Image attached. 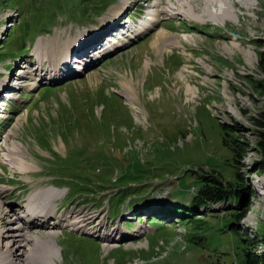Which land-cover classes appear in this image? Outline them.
<instances>
[{
	"label": "rangeland",
	"instance_id": "374dc122",
	"mask_svg": "<svg viewBox=\"0 0 264 264\" xmlns=\"http://www.w3.org/2000/svg\"><path fill=\"white\" fill-rule=\"evenodd\" d=\"M200 1L192 6L203 8ZM160 2L0 0V84L10 83L16 97L0 110V190L5 192L0 208L11 201L8 197L22 203L41 184L39 190L63 195L61 212L80 210L88 218L97 213L103 219L99 234L115 226L124 237L105 252V239L64 227L55 237L59 264H245L241 235L256 242L257 253L263 251L264 155L257 121L264 112V0L211 5L215 14L228 9V20L218 26L213 19L203 25V19L196 18L197 23L165 14L171 2ZM119 15L127 18L120 19L124 26L110 28L101 44L114 50L93 61L96 53L88 46L78 52L88 36L98 34L99 42L101 24L111 25ZM160 33L194 38L183 42L186 50L158 54L152 44ZM90 39L95 37L86 42ZM43 43L47 57H58L60 66L71 52L70 68L76 59L91 63L74 69L75 75L52 79L45 78L46 70L42 77L30 76L33 70L22 75L16 69L27 65L24 61ZM233 44L239 48L225 50ZM49 65L44 63L47 70ZM12 74L22 83L9 82ZM124 91L136 99L131 104L138 113ZM98 106L104 107L102 113L95 112ZM235 139L244 149L239 162L231 148ZM15 145L25 150L34 170L30 175L11 169L3 158ZM237 171L253 190L237 222L240 236L230 229L237 201L196 210L191 203L202 176L216 172L235 182Z\"/></svg>",
	"mask_w": 264,
	"mask_h": 264
},
{
	"label": "bare ground",
	"instance_id": "6f19581e",
	"mask_svg": "<svg viewBox=\"0 0 264 264\" xmlns=\"http://www.w3.org/2000/svg\"><path fill=\"white\" fill-rule=\"evenodd\" d=\"M164 1L165 0H161L160 3L163 5ZM219 1L222 2L223 4L226 3V0H201L200 2L203 4L204 7L202 6L203 8L198 9L192 6L194 0H191V3L189 4L183 3L178 0L175 2L174 0H172V2L169 0V2L173 3V5L171 3H169V5L167 4V7L164 8L162 12L172 16H183L185 17L186 20L190 22L195 21L197 23L198 22L200 23V21H197L196 18L200 20L203 19V22H201V24L203 25L205 23L204 19L208 18V21H211L209 19H213L214 24L218 26L221 21L226 22L228 20V17H226L228 15V11H227L228 9H222L221 13L215 14L209 8L211 7V5L213 6ZM197 13L200 15L199 18L194 15ZM121 16L122 15H119L118 20L114 21L115 22V23L113 22L114 24L112 23L113 25L108 24L107 26H102L101 24L100 27H103L101 30V32H103L101 33L103 38L100 37L98 39L99 42H97L96 39L98 34L94 36L86 37L84 44L81 45L82 48L79 49L78 52L81 51L84 46L85 47L88 46L87 48H89L91 51L94 50V52L96 53L95 55H93V57L89 55V57L91 56V59L93 61L94 59L101 57L103 53H106L108 51L110 52V48H113L114 50L115 48L113 47L114 45H110L109 49H106L105 47H102L101 44L103 43L106 33L110 30V28L114 29L119 26L121 27L124 26L123 25L124 22L120 21ZM124 19L126 20V18H122L121 20L124 21ZM92 37H95V39L93 40L90 39L88 42H86L89 38ZM193 38H194L193 36L189 35L187 37L185 36L181 40L177 38L170 39L169 36L166 35V33H160L158 34V40H156L155 43L152 42L153 43L152 46L154 50L156 49L158 51L157 52L158 54H163L165 51H168L171 48H182L186 50V46L183 44V42L190 43L191 41H193ZM124 41L122 43H124ZM81 46L78 45L75 48ZM118 46H120L119 43L116 44V47ZM45 47L46 45H44L43 43L42 48H38L37 50H35V53H39V55H37L38 58L35 57L36 54L34 53L32 54V56H29L26 61H24V64L27 63V65H25L26 69H24L25 66L21 65L20 67L21 69L19 68L17 70H22L20 72L22 75L27 72L29 73L30 70H33L32 73L33 75L30 76L42 77V75L44 76L47 74L48 76L45 78L52 79L61 75H75L77 71H75L74 69L79 70L83 67L84 64L87 65L88 62H90V60L87 59L83 60V62L80 59L79 60L76 59L74 60L75 61L73 65L74 69L70 68V65L72 63L71 60H69V58L73 57L72 55L74 53L71 52L70 54L66 55L63 59V61L67 60V63L65 64L63 63L60 66V64L56 63V59L58 57L54 58L53 61H50L51 59L47 57L48 53L46 54V51L44 50ZM238 48L239 46L237 44H233L230 47H226L225 50L228 52H233ZM247 61L248 64L250 65L252 64L251 57L248 54H247ZM45 62H49L51 64V66L49 65L50 67L48 66V70L47 67H44ZM58 62L60 63L61 61L59 60ZM147 65H149L148 61L145 63V66ZM63 66H65L64 68L65 70L61 71ZM59 67H61L60 70ZM44 70H46V74ZM25 76L26 75H24V77ZM6 79H8L9 82L14 80L13 81L14 84L22 83V81H20L22 79H20V77H18L16 74H12ZM31 81H32L31 84L33 83L36 84L35 80L32 79ZM7 83L8 82L5 81V84ZM205 83L207 84L208 81L205 80ZM123 93L130 104L136 101V99H134V97L128 92L124 91ZM186 94L188 96H192V89L190 86L189 87L187 86ZM3 95L5 97H15V95L11 91ZM194 97L195 96H192V99H194ZM132 107L138 113L135 104H132ZM10 137L11 135H8L5 138V140L9 141ZM24 155H25V150H23V148H21L20 146L15 145L13 148L11 147L9 148L7 155L4 156L3 158L5 159L6 162L10 164L11 169L17 170L22 174L30 175L32 172H34V170L27 164L26 159L23 157ZM40 186L42 187L41 184ZM40 186H38V189L34 193L32 192L33 194L31 193L32 194L31 197H30L31 194L27 197V199L30 197L27 203H26L27 199L24 200L22 203H20L14 201L12 198L9 197L7 200H11L10 202L6 201L2 203L0 208V217H1L0 218V264H59L60 263L58 258L59 251L57 252V247H56L58 243L55 237L57 236L58 233L62 231V228L64 227L65 228L67 227L71 230H76L78 232L91 233L93 235H97L101 237L102 239H105V240L101 239L103 241V248L105 252H108L112 248L117 247L120 243L119 240L124 239V237L121 238L120 235H118L120 233L117 232L119 230L116 229L118 227L115 226L113 227L114 231L109 230L110 232H107L108 231L107 230L106 232H102L99 234L98 229L99 227L102 226L103 219H100L97 213L93 214L91 217L88 218L84 216L85 212H82L80 210L77 212L70 213L67 212L66 209L61 212V209L58 210L57 208L59 207V201L63 196L60 193V191L58 190L55 191L56 193H54L49 190H39ZM3 195H5V192H1L0 190V196ZM13 209H19V210L23 209L25 213L24 215L20 214V217H16L15 215L16 213L14 212ZM28 219L29 221H27ZM149 228L151 227H148V229ZM36 232H43L46 238H42L43 233L39 236L35 235V237H33ZM115 233L117 235L114 236ZM141 234H143V232H141ZM122 235L123 234H121V236ZM140 245H141L140 247H142L143 244Z\"/></svg>",
	"mask_w": 264,
	"mask_h": 264
},
{
	"label": "trees",
	"instance_id": "16d2710c",
	"mask_svg": "<svg viewBox=\"0 0 264 264\" xmlns=\"http://www.w3.org/2000/svg\"><path fill=\"white\" fill-rule=\"evenodd\" d=\"M260 64L264 68V51L260 55ZM259 129V141L258 148L264 155V112L261 115V118L257 121ZM225 134L228 133L229 128L226 124H223ZM225 142L226 140V136ZM235 162H239L243 156L244 149L239 145L238 139H235L232 143ZM264 170V165L262 166ZM202 186L197 195H194L192 204H195V210L199 209L202 205L208 204H219L224 202L225 204L234 199L237 201L238 207L232 209L235 211L232 213L236 222H233L230 225V229L235 231L240 236V227L239 222L246 213V203L248 200L249 192L252 193L253 190L247 187L242 181L239 171H237L236 181H225L221 175L216 172L207 173L201 177ZM175 211L178 213L177 209ZM180 215V214H179ZM244 246V255H245V264H264V248L261 253L256 252V242L252 241L249 237H240ZM262 243L264 244V237L262 238ZM253 244V245H252Z\"/></svg>",
	"mask_w": 264,
	"mask_h": 264
}]
</instances>
